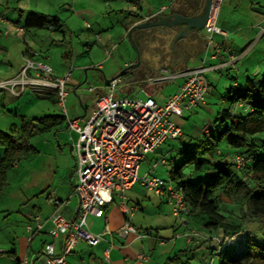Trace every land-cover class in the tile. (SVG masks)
<instances>
[{
    "label": "rangeland",
    "instance_id": "rangeland-1",
    "mask_svg": "<svg viewBox=\"0 0 264 264\" xmlns=\"http://www.w3.org/2000/svg\"><path fill=\"white\" fill-rule=\"evenodd\" d=\"M100 2L103 3L104 1L100 0ZM70 4V0H0V15L6 21L11 22L12 20V22H16L18 19L23 20L27 13L35 12L58 17L64 24L62 32L52 33L48 30H31L29 33H22L17 30L20 32L17 33L15 32L17 26H14V23L7 27L4 24L0 25V31L4 33L0 36V83L8 78L9 72H19L24 64L21 55L26 50L25 44L27 43L36 52L34 54L35 58H37L36 60H40V62L51 69L53 77H64L68 72L72 74V85L68 84V95L65 98L68 112L66 115L69 119L68 115L72 116L80 108L79 102H84L93 95L88 91V88H98L94 78L98 77L100 73L95 66L102 65L106 67V72H116L118 69L112 59L118 58L125 44L132 47L127 40H121L119 37H115L114 44L116 45L107 50L104 47H98L96 45L98 44V35L103 36L106 33L105 31V33L89 34V45L92 46L93 51L88 54H81L88 49V47L82 45L86 31L85 27H79L82 32L74 29L75 26L71 22L74 18L68 12ZM262 17H264V0H221L218 11L219 26L223 25L229 29V31L224 30L227 34V39L234 42L238 51L244 49L247 42L251 44L249 45V51L245 54L246 57L242 56L233 67L222 69L220 73L209 75L211 78L214 76L215 79H218L216 87L221 92V95L225 96L226 89L234 82L232 78L242 84L244 74H253L257 79H261L264 76V35L258 40L264 21L257 25V21ZM228 18L230 22L227 21ZM68 26L73 27L74 31L72 33L70 31L73 29L70 30ZM230 26H237L239 30L234 31ZM217 35L215 34L214 37ZM62 36L63 38L65 36L64 40L66 43L62 42ZM71 40L73 42L72 46L69 45ZM116 47L118 48L115 50ZM76 49L79 50L80 55L71 62L62 57V54L69 50L72 51L71 53L75 57ZM37 53L48 58L42 60L37 56ZM80 66H91V69L87 71L89 77L85 82L79 76L81 70L78 68ZM74 87L76 90H73ZM43 91L30 89L25 86L24 93L12 95L7 88L0 87V131L4 133L16 131L22 117L33 119L50 115H63L56 93L44 95ZM216 94L209 101L210 107L213 109L212 113L208 114L198 108L192 114L185 113L183 115V118L189 115L190 120L188 121H184L183 118H179L177 121L174 117L171 118L173 122L183 128L184 136L181 140L164 142L155 150L153 155H149L146 160L141 161L137 171L139 179H142L146 174H151L164 180L168 179L167 167L160 164L161 155H166L167 158L174 157L176 147L180 144H185L188 136L200 135L202 133L200 129L204 125H212L213 117L220 111L229 108V104ZM66 124L65 126L62 125L63 128L57 127L36 136L31 142L36 152L21 158L15 167L7 170V185L0 197L1 243L6 242V236L9 232L16 230L17 227L14 224L18 221L21 222L23 219V211L19 209L22 205L18 204L24 201L29 202L32 199L37 200L34 204H42L47 195L46 191H44L45 188L48 190L51 185V188H55L61 180L62 170L64 169L65 173H67L70 169L72 165L71 154L73 156L72 152L70 154V147L74 145L76 137L66 127ZM223 153L221 151V154ZM225 159H228V156ZM153 165L155 167L150 171ZM149 171L150 173H148ZM136 188L139 190L137 198H139L140 204L144 209L135 214V219L140 226L150 230V232L157 231L159 241L160 239L163 240L162 245L164 246L165 254L161 255L162 249L157 250L153 258L156 262H152V264H164L168 257L180 254V251L182 252L179 263L218 264L220 262L221 257L216 254L215 249L218 246L221 235L209 232L204 227L202 218L186 216L184 220L188 224L184 225L179 218L171 215V208L166 203L161 202L153 193L147 192L139 184H136ZM16 197L21 198L23 201L16 200ZM221 205V212L229 220L240 222L245 226L246 230L252 231L255 237H261L264 232V222H247V220L241 218L245 214V209L233 203L232 200L222 199ZM4 208L10 210L9 219L8 217L6 218V213L2 211ZM19 222L18 226H20ZM188 238L192 240L191 244L186 243ZM199 242H201L200 246H198ZM6 250L0 249L3 252H6ZM167 252H170V254L168 255ZM7 257L4 253L0 254V258H2L0 264H6L5 258Z\"/></svg>",
    "mask_w": 264,
    "mask_h": 264
},
{
    "label": "crops",
    "instance_id": "crops-1",
    "mask_svg": "<svg viewBox=\"0 0 264 264\" xmlns=\"http://www.w3.org/2000/svg\"><path fill=\"white\" fill-rule=\"evenodd\" d=\"M103 1L104 2L101 3L100 0H70L71 4L69 5L68 12H70L74 18L71 21L75 26L74 29L80 31L79 27H85L86 31V34L84 35L85 40L82 42V45L88 47V49L81 54H88L93 51L91 48L92 46L89 45V34H99L100 32L105 33V31L106 33L103 36L98 35V44H96L98 47H104L105 50H107L116 45L114 44L115 37H119L121 40H127L134 50L130 45L125 44L122 47L118 58L112 59L114 65L118 69L116 72H106V67H103L102 65L95 66L100 73L98 77L94 78L98 88H95V91L91 93L93 94L91 97H88L84 102H79L81 109L79 108L72 116L68 115L70 119H76L79 124H83L88 116L89 109L93 107L97 95L103 92L108 81L117 77L125 69L127 70H125V73L122 76L125 78L127 84L117 91V96H132L141 99L150 96L157 103H162L168 95L176 92L182 80L178 79L172 83L153 87L146 85L143 82L146 77L156 75L162 68L178 71L185 68H195L203 64L208 68L205 73V78L207 77L206 81L209 91L206 95L204 104L198 108H201L208 114L212 113L213 109L210 107L209 101L216 93L218 97L225 101L224 96L221 95V92L216 87L218 79H215L214 76L211 78L209 75L217 74L220 73L222 69H230L233 67L236 62L249 51V45L251 44L247 42L244 49L238 51L235 48L234 42L227 39L226 34V37L221 35H217L216 37L213 36V42L208 45L204 38V27L198 33H195L192 29L191 23H188L189 20L195 21L196 18L199 17V8L202 4V0ZM190 6H192L190 9V15L186 16L185 11L190 8ZM227 21L230 22L229 18ZM263 21L264 17L257 21V25L261 24ZM12 23H14V26H17L15 28V32L17 33L31 32V30L22 31L19 28L20 25H17L16 22H12V20L11 22L6 21L3 19V16L0 15V25L4 24L7 27ZM138 24H145L146 26L131 30L132 27ZM217 25L219 26V18L217 20ZM219 27L223 31H229V29L223 25ZM68 28L70 30L73 29L72 26H68ZM230 28L234 31L239 30V27L237 26H230ZM74 29L71 30L70 33H72ZM48 31L51 33L53 32L52 30ZM80 32H82V30ZM79 33L78 35L80 37ZM3 34L4 33L0 31V36ZM261 36L263 35L260 34L259 37L257 36L258 40ZM64 38L62 36V42H65ZM69 43V45L72 46V40ZM25 45L26 50H24L21 55L22 61L24 59H30L32 61L40 62V60H36L37 58L34 56L36 52L30 48L27 43ZM117 48L118 47H116L115 50ZM71 52L72 51L70 50L64 52L62 57L71 62L80 55L78 49H76L75 57H73ZM37 56L42 60L48 58L47 56H41L38 53ZM90 67L91 66H80L78 68L81 70L79 76L80 79L83 78V82L89 77L87 71L91 69ZM17 74L18 72H9L7 79L15 77ZM249 76L251 77L253 74H244V81L245 78ZM71 79L72 74H70V84ZM232 80H234V82H232V84L226 89V93L230 87H239V81L234 78H232ZM73 90H76V88L74 87ZM43 94L53 95V93L50 92H44ZM198 108H196V110ZM241 108V104H237L233 106L232 110L236 112ZM65 111L66 114H68L66 105ZM193 112L194 110L185 113L192 114ZM174 118L176 121L179 119L176 117ZM214 118L215 116L213 119ZM183 120H190L189 115H186ZM177 126L180 128L181 134L178 138L173 140H181L184 136L183 128L179 125ZM202 130L203 128L200 129V132H202ZM199 136H201V134L197 136H188L186 143L191 144L193 138ZM185 144H180L176 147V153L178 148H181ZM221 151L224 153L228 152V150L226 151L223 148H221ZM71 152L70 147V154ZM154 153L155 151L147 154L142 161L146 160L149 155H153ZM161 156L160 164L164 165L169 170L170 162L168 159L171 157L167 158L166 155ZM231 157V155H228L229 161L231 160ZM71 158L72 165L70 169L67 173H65L64 169V171L62 170L60 177L61 180L55 188H51L52 185L49 186L50 188H48V190L45 188L44 191H46L47 195L42 204H34V202L37 201L34 199L31 201L29 200V202L24 201L18 204L22 205L19 209L23 211V219L21 222L18 221L20 226H18V222L14 224L15 227H17L16 230H12V232L8 233L6 236V242H0V249H7L6 252L2 251L4 254L7 253L6 255L8 256L5 258L6 264H45L42 250L46 244L52 245L56 253L59 252L61 238L59 237L54 240L49 236L48 231L51 228L50 221L47 220L42 231L35 235L30 241L28 240L26 225L30 223L31 218L35 215H39L42 219H48L54 210L52 204L53 199H57L62 203L60 213L66 220H73L75 218L77 199L72 193V188L76 180L74 174L75 162L72 154ZM17 163L12 167H15ZM152 167L153 168H151L150 171L154 169L155 165ZM150 171L148 173H150ZM64 174L66 175L64 176ZM146 175L150 176L151 174ZM136 184H139L143 188L140 183ZM136 184L126 192L125 206L130 210L129 213H124L119 200L116 197H113V202L107 206L103 218H94L91 216L87 218V229L91 233H99L105 226H107L110 230V234L106 235V237L95 247H89L83 242L78 243L76 248L67 256V264H141L138 261L139 254H144L148 258V261L145 264H152V262H156L153 258L155 257L157 250L159 251L162 249L160 252L161 255L165 254V251L163 250L164 246L162 245L163 240L160 239L159 241L157 231L150 232V230L140 226L139 222L135 219V214L144 209L140 204L139 198H137L139 190L136 188ZM157 198L170 207L167 199L160 197ZM16 200L23 201L18 197H16ZM159 207L161 208V206ZM2 211L6 213V218L8 217L9 219L10 210L4 208ZM184 218H186V215L179 219L184 225H187L188 222H186ZM126 221H129L135 228L140 232L145 233L147 236L140 239L135 235L130 234L125 238H119L115 231ZM186 243L191 244L192 242ZM106 250H108V260L104 259V251ZM167 253L168 255L170 254V252ZM0 260H2V258H0Z\"/></svg>",
    "mask_w": 264,
    "mask_h": 264
},
{
    "label": "built area",
    "instance_id": "built-area-1",
    "mask_svg": "<svg viewBox=\"0 0 264 264\" xmlns=\"http://www.w3.org/2000/svg\"><path fill=\"white\" fill-rule=\"evenodd\" d=\"M220 4L221 0H212L204 25V38L208 45L213 42L215 34L226 37V33L217 25ZM261 34L264 35V26L261 27ZM23 63L18 74L1 82L0 87L7 88L12 95H21L25 86L52 90L66 116V126L76 136L71 147L76 179L72 188L77 199L75 218L66 220L60 213L62 203L53 199L54 210L48 219L35 215L26 225L29 241L42 231L47 220L51 223L49 236L54 240L61 238L58 253L52 245L44 246L42 254L45 264H67V256L80 242L89 247L97 246L110 234V230L105 226L99 233H91L87 229V218H103L113 197L119 200L123 212L129 213L125 206L126 192L136 183L156 197L167 199L174 217L187 214L188 206L171 182L148 175L139 179L137 171L147 154L153 153L164 142L180 136L181 130L171 121V117L183 118L185 112L204 104L209 91L205 78L207 67L202 64L178 71L162 68L156 75L146 77L143 82L153 87L182 80L176 92L168 95L162 103H157L150 96L145 99L117 96V91L127 82L123 76L115 77L97 95L85 122L79 124L76 119L67 118L65 111L70 73L64 77H53L51 69L42 62L24 59ZM88 91L93 93L95 88L89 87ZM202 131L207 133L209 127H203ZM230 161L236 169L247 164V159L241 155L232 156ZM115 233L119 238L130 234L140 239L147 236L129 221L124 222ZM230 241L225 239V244ZM187 242L192 240L188 238ZM104 259L108 260V250L104 251ZM138 261L145 264L148 258L139 254Z\"/></svg>",
    "mask_w": 264,
    "mask_h": 264
},
{
    "label": "trees",
    "instance_id": "trees-1",
    "mask_svg": "<svg viewBox=\"0 0 264 264\" xmlns=\"http://www.w3.org/2000/svg\"><path fill=\"white\" fill-rule=\"evenodd\" d=\"M16 24L22 31L62 32L64 27L57 17L35 12L27 13ZM44 92L54 94L52 90ZM224 99L229 108L217 113L212 125H205L209 131H202L201 136L178 148L175 156L168 159L167 180L182 194L188 206L186 216L202 218L209 232L221 235L215 249L221 257L218 264H264V232L257 238L243 224L229 220L221 212L222 199H229L245 209L241 218L247 222H264V76L246 77L238 88L230 87ZM237 104L242 108L235 112L232 108ZM64 123L65 115L22 117L16 131H0V195L7 185V170L36 152L32 140L62 128ZM221 148L228 152L221 154ZM228 155L244 156L247 164L236 169L225 159ZM225 238L241 242L231 247L225 244ZM181 252L167 258L164 264H189L179 263Z\"/></svg>",
    "mask_w": 264,
    "mask_h": 264
},
{
    "label": "water",
    "instance_id": "water-1",
    "mask_svg": "<svg viewBox=\"0 0 264 264\" xmlns=\"http://www.w3.org/2000/svg\"><path fill=\"white\" fill-rule=\"evenodd\" d=\"M211 4H212V0H204V5H203V8L199 12V17H197L195 21H193V20L188 21V23L189 22L191 23L192 29L195 33H198L201 29H203V27L206 23L210 8H211ZM144 26H146V25L145 24H138V25H135L134 27H132L131 30H133L135 28H141ZM125 70H127V69H125ZM125 70L122 71L117 77L122 76L125 73Z\"/></svg>",
    "mask_w": 264,
    "mask_h": 264
},
{
    "label": "bare ground",
    "instance_id": "bare-ground-1",
    "mask_svg": "<svg viewBox=\"0 0 264 264\" xmlns=\"http://www.w3.org/2000/svg\"><path fill=\"white\" fill-rule=\"evenodd\" d=\"M241 241L239 239H234V240H231L230 243H229V246H237L238 243H240Z\"/></svg>",
    "mask_w": 264,
    "mask_h": 264
},
{
    "label": "flooded vegetation",
    "instance_id": "flooded-vegetation-1",
    "mask_svg": "<svg viewBox=\"0 0 264 264\" xmlns=\"http://www.w3.org/2000/svg\"><path fill=\"white\" fill-rule=\"evenodd\" d=\"M203 5H204V0H202V4H201V6H200V8H199V12H200V10L203 8ZM191 7L192 6H190V8H188L186 11H185V15L187 16H189L190 15V9H191Z\"/></svg>",
    "mask_w": 264,
    "mask_h": 264
}]
</instances>
